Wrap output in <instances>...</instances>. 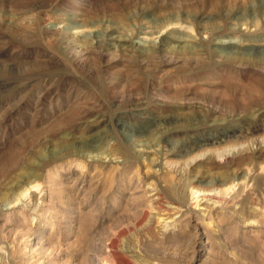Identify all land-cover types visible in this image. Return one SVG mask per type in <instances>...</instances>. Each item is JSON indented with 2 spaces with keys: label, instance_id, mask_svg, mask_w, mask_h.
<instances>
[{
  "label": "rangeland",
  "instance_id": "rangeland-1",
  "mask_svg": "<svg viewBox=\"0 0 264 264\" xmlns=\"http://www.w3.org/2000/svg\"><path fill=\"white\" fill-rule=\"evenodd\" d=\"M184 1L0 0L2 263L264 264V0Z\"/></svg>",
  "mask_w": 264,
  "mask_h": 264
},
{
  "label": "bare ground",
  "instance_id": "bare-ground-1",
  "mask_svg": "<svg viewBox=\"0 0 264 264\" xmlns=\"http://www.w3.org/2000/svg\"><path fill=\"white\" fill-rule=\"evenodd\" d=\"M165 2H166V0H165ZM165 2H164V3H165ZM177 2H178V1H177ZM180 2H181L182 5H183L186 1H184V0H180ZM177 4H178V3H177ZM183 7H184V5H183ZM249 88H250V87H247L246 90H248ZM250 89L252 90V88H250ZM246 90H245V91H246ZM248 91H249V90H248ZM248 91H247V92H248ZM251 93H252V91H251ZM247 95H250V93H249V94L247 93ZM201 105H202V103H201ZM244 106H245V107H244ZM244 106L242 107V110H243V108H244V110H246V107H247V106H246V105H244ZM192 108H193V107H192ZM197 108H198V107H197ZM201 108H202V107H201ZM201 108H200V109H201ZM190 109H191V108H190ZM202 109H204V108H202ZM244 110H243V111H244ZM202 111H203V110H202ZM211 111H213V109L208 108V109H206V112H205V111H203V112H205L206 117H208V116H209L208 113L211 112ZM193 113H195V112H193ZM201 114H202V113H201ZM247 118H248V117H247ZM197 120H198V119H197ZM196 158H197V157H196ZM196 158H194V159L196 160ZM22 193H23V192H22ZM153 199H154V198H153ZM155 199H156V200H160V197H157V198H155ZM162 203H164V202H162ZM208 203H209V202H208ZM212 203L214 204V203H216V202L213 201ZM214 205H215V204H214ZM207 208H208V207H206V209H207ZM174 209H175V208H174ZM4 254H5V253H4ZM13 254H14V253H13ZM0 256H1V255H0ZM4 256H5V255H4ZM120 256H121V255H120ZM0 260H3L2 257H0ZM9 260H10V261H9L8 263H2V261H0V264H15L13 261H11L12 259H9ZM3 262H5V261H3ZM6 262H7V261H6ZM15 262H16V261H15ZM127 264H128V263H127Z\"/></svg>",
  "mask_w": 264,
  "mask_h": 264
}]
</instances>
